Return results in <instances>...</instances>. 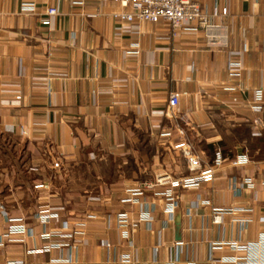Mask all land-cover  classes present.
<instances>
[{
    "label": "crops",
    "instance_id": "crops-1",
    "mask_svg": "<svg viewBox=\"0 0 264 264\" xmlns=\"http://www.w3.org/2000/svg\"><path fill=\"white\" fill-rule=\"evenodd\" d=\"M20 3L0 0V264H196L251 254L226 244L264 232V0H198L223 27L217 50L199 30L114 21L112 12L129 7L110 0H34V13ZM47 5L57 13L45 25ZM169 92L178 96L176 121L162 114ZM257 93L259 113L248 107ZM254 117L260 136L251 135ZM176 125L203 163L220 152L212 179L175 189L170 217L167 184L120 203L126 188L188 174ZM164 129L171 134L158 141ZM241 154L247 161L232 165ZM244 177L252 187L240 186ZM42 205L54 213L45 222L36 217ZM234 207L245 210L211 221L214 210ZM140 209L148 222L118 225V212L135 218ZM237 217L247 218L243 229ZM17 224L29 233L8 232Z\"/></svg>",
    "mask_w": 264,
    "mask_h": 264
},
{
    "label": "built area",
    "instance_id": "built-area-1",
    "mask_svg": "<svg viewBox=\"0 0 264 264\" xmlns=\"http://www.w3.org/2000/svg\"><path fill=\"white\" fill-rule=\"evenodd\" d=\"M81 2V0H76ZM117 3L119 6L129 7V11H114L111 13V17L114 21L127 22V23H160L165 25L171 31L178 28L188 27L193 30H199L202 33L203 45L209 50H217L226 46L225 35L223 33V27L219 24L212 23L209 16L199 8L198 0H110ZM20 6L24 11L34 13V0H21ZM225 9H221L220 12L224 13ZM57 13V9L53 6L44 7V17L39 21L42 24L47 25L50 22V18ZM236 63L228 61L227 67L230 71L236 70ZM236 87V86H235ZM178 96L174 92H169L166 98V106L162 114L174 121L177 120L178 113ZM248 107L253 112H261L263 109V101L260 98V94H254L253 99L248 102ZM254 129L251 132L252 136L262 135V121L260 117H254L252 119ZM177 134L180 135V140L176 143L180 154L184 158L186 169L188 174L181 175L179 177H170L168 175H162L155 177L152 182H141L135 188H126L124 196L119 200L120 203H133L137 196L142 194V189L150 188L154 185L167 184L168 189L162 192L164 203V211L170 217L175 205L176 198L174 191L177 188H196L202 182H207L212 179L214 170L220 166L222 162L221 154L216 150L209 163H203L200 154L196 151L193 144L185 137L184 131L176 125ZM170 131L164 129L157 135L158 141H163L170 136ZM247 157L244 154L238 155L233 158L230 163L232 165H238L245 163ZM52 167H58L57 161H52ZM240 186L252 187V181L248 177H244L240 181ZM39 210L36 213V217L40 222H45L54 213L48 211V208L44 205L38 207ZM245 209L242 207H234L231 209L214 210L211 215V221L218 223L221 221V217L225 213H232L234 211L243 212ZM3 214V213H2ZM4 215V214H3ZM134 220L149 221L150 216L145 210L140 209L135 218L129 217L126 212H118L116 214V221L118 225L125 226L132 223ZM239 223V228L243 229L246 225V217H237L233 219ZM64 229L66 227H63ZM20 231L23 233H29V230L24 228L21 224L11 225L8 227V232ZM2 234L1 236H4ZM232 249H242L244 251H251V254H246L242 260H237L235 256H222L219 258H213L209 256L206 261L196 264H216L218 262H231L232 264H264V232L260 233L258 238L252 242H243L239 239L229 241L227 244ZM214 244L210 245V249H214ZM67 264H88L79 263L72 259L66 260ZM123 261H126V257H123ZM5 264H30L25 262L21 258H10L6 260ZM38 264H55L54 261H46Z\"/></svg>",
    "mask_w": 264,
    "mask_h": 264
}]
</instances>
